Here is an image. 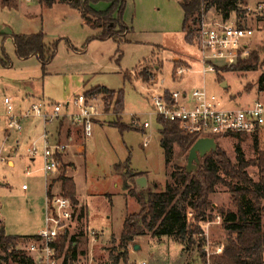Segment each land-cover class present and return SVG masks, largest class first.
Returning a JSON list of instances; mask_svg holds the SVG:
<instances>
[{
  "label": "rangeland",
  "instance_id": "rangeland-1",
  "mask_svg": "<svg viewBox=\"0 0 264 264\" xmlns=\"http://www.w3.org/2000/svg\"><path fill=\"white\" fill-rule=\"evenodd\" d=\"M261 2L263 0H247L249 12L244 22L254 21L257 16L252 10ZM7 3L1 4L0 0V152L4 158L0 161V221L6 233L13 236L28 237L45 228L43 211L47 200V177L43 171V135L47 133L51 146L53 136L50 134L56 123L63 120L60 118L45 126L41 119L30 117L20 119L19 132L8 131L9 115L4 99H10L17 116L42 101L51 108L60 105L61 114L65 116L77 112L74 100L91 89L121 92V113L113 112L114 102L105 103L101 96L95 99L103 117L98 125L93 126L91 138H85L72 126H66L75 139L67 148L68 161L75 169L73 171L71 164H65L62 156L58 171L48 179L53 181L61 176L69 178L70 173L73 175L77 191L88 208V232L94 231L101 236L92 249L88 248L89 239L80 238L78 250L85 252L81 262L88 264L92 260V264H111L109 255L116 256L121 252L118 240L125 218L140 209L136 199L124 188V184L134 188L126 173H141L148 181V190L163 191L173 168L185 169L187 166L188 153L174 146L166 168L160 127L152 111V93L147 89L152 86L158 92L187 91L188 94L195 89H205L208 94L218 97L225 108L264 102V90L258 89L260 75L264 72V22L251 23L254 28L253 50L260 57L257 71L242 73L228 69V66L224 68L219 63L215 70L219 72L216 73L204 72L205 66L199 63L197 41L193 40L190 46L184 41L180 0H125L121 21L128 31L119 32L116 40L106 41L96 39L100 32L88 27L79 12L66 4L56 2L46 8L38 0H9ZM92 8L104 12L108 4L98 1L92 3ZM204 16L209 24L222 20L213 9ZM230 21L237 22L234 15ZM38 33L45 36L47 47L56 44L45 70L36 57L18 59L12 41L13 35ZM157 67L162 68L153 80L145 83L138 78L144 68L155 72ZM179 68L188 69L181 78L175 76ZM134 120L138 121L137 126L132 124ZM144 122L150 124L148 129H143ZM114 124L130 130L120 132ZM254 138L247 137L241 142L247 160H254L257 156ZM216 143L218 150L225 152L231 161L235 160L238 139H216ZM258 143V149L263 150L264 135L258 138ZM30 148L36 150L34 157L28 153ZM248 172L257 181V169L250 167ZM53 189L56 192L53 193H60V183H56ZM211 202L214 209L235 210L230 193L222 186L216 188ZM190 216L189 213L188 219ZM215 216L214 211L212 219L201 224L202 232L208 233L213 244H226L222 225L207 224ZM75 229L78 231V227ZM75 229L71 234H76ZM133 244L140 250L133 251ZM141 262L203 263L198 253L187 249L185 244L151 234L136 238L128 247L127 261L119 264Z\"/></svg>",
  "mask_w": 264,
  "mask_h": 264
},
{
  "label": "trees",
  "instance_id": "trees-1",
  "mask_svg": "<svg viewBox=\"0 0 264 264\" xmlns=\"http://www.w3.org/2000/svg\"><path fill=\"white\" fill-rule=\"evenodd\" d=\"M8 1L1 0V4L7 5ZM98 1L108 4L106 11L99 12L92 8V3ZM56 2L66 4L78 11L88 27L100 32L96 36V39L100 41L116 40L119 32L128 31L121 21L125 0H38V3L46 8H51ZM180 8L183 13L182 33L185 43L189 46L192 45L193 40L197 41L202 12L208 13L213 9L220 15L222 21H228L234 15L238 27L252 30L254 28L251 23L263 21L261 16H257L253 18L254 21L244 22L248 13L247 0H180ZM12 41L18 59L26 60L36 57L43 70L56 49L55 43L52 48L45 45V36L42 33L13 35ZM248 57L237 60L236 64L228 66V69L242 73L256 72L260 62L258 53L252 51ZM218 72L219 70L216 71ZM154 77V72L146 68L138 75V78L145 83L153 80ZM258 86L260 91L264 90V72L260 75ZM84 96L87 100L94 101L101 96L103 102L115 103L113 109L115 114L122 111L121 92L94 88L86 92ZM157 123L160 127L161 147L167 168L171 161L173 147L177 146L181 152L188 153L197 138L182 132L177 124L162 118H157ZM114 127L120 132L130 130L123 125L114 124ZM254 137L257 149L254 160H247L241 148V142L247 136H236L234 138L238 139V144L235 148L234 161H231L225 152L217 149L216 152L200 159L197 170L191 174H187L184 168H173L163 191L147 189L136 193L134 181L143 175L134 171L126 173L134 188L126 184L124 188L136 199L140 209L138 213L125 218L118 240L121 252L116 256L109 255L111 264L125 263L129 245L136 238L146 234L156 238H172L185 244L187 249L195 250L199 259L205 263L202 252L204 239L200 237L203 234L201 224L212 219L214 211L223 219L222 228L226 233V244L222 255L212 257L210 264H261L264 249V149H258L260 137ZM250 167L257 169V181L250 176L248 172ZM56 183H60L61 194L75 206L77 204L76 189L71 178L61 176L57 180L50 181L46 187L47 197L52 198L54 194L52 190ZM218 186L228 190L235 210L214 209L211 196L215 194ZM189 213L190 219H188ZM25 238L30 237L8 235L0 221V264H30V260L23 253L15 250L17 244ZM73 241L75 242L74 238ZM71 247L66 232L59 240L58 255L66 253L67 248ZM73 256L75 257V253Z\"/></svg>",
  "mask_w": 264,
  "mask_h": 264
},
{
  "label": "built area",
  "instance_id": "built-area-1",
  "mask_svg": "<svg viewBox=\"0 0 264 264\" xmlns=\"http://www.w3.org/2000/svg\"><path fill=\"white\" fill-rule=\"evenodd\" d=\"M252 11L256 16H261L264 22V0ZM253 35L254 30L238 27L230 19L221 20L215 24L206 23L204 12H202L197 46L200 54L199 63L205 66L204 72H214L219 63L225 67L235 64L237 60L246 59L254 51ZM186 71L188 69L179 68L175 76L181 78ZM156 90L152 86L147 89L152 93L150 99L156 118L177 124L182 132L195 136L197 140L201 138L228 139L242 135L262 137L264 135V102L262 101H256L253 105L246 107L225 108L218 97L208 94L205 89H195L189 94L187 91L158 92ZM73 103L77 112L72 115L67 113L62 116L60 105H53L51 108L44 102H39L33 104L24 114L17 116L14 114L10 99L5 98L4 105L9 115L7 130L19 132L21 130L20 119L30 117L41 119L45 126L60 118H68L81 127L85 138H91L94 120L103 115L102 111L94 100H87L85 96H78ZM132 124L137 126L138 121L134 120ZM142 127L144 130L148 129L150 124L144 122ZM43 139L45 141L42 155L43 171L47 177V186L50 183L49 177L60 167V159L66 147L60 143H53L50 146L47 133H44ZM28 153L34 157L36 150L30 148ZM3 159L0 152V161ZM23 189L25 190L24 186ZM43 212L45 228L35 237L20 241L15 250L23 253L30 260V264H83L81 260L74 261L68 258L66 253L58 255L57 251L59 240L66 234L68 225L73 219L74 205L72 202L61 192L53 194L52 198L47 197ZM222 223V217L215 216V219L207 224L209 226L211 224L222 225ZM62 229L65 230L64 234L61 232ZM90 235L95 238L96 234L90 232ZM200 237L204 239L202 252L205 256V263L202 264H210L212 257L222 255L225 244H213L205 231ZM88 264H92V261L90 260ZM140 264L146 263L141 262ZM261 264H264V249Z\"/></svg>",
  "mask_w": 264,
  "mask_h": 264
},
{
  "label": "crops",
  "instance_id": "crops-1",
  "mask_svg": "<svg viewBox=\"0 0 264 264\" xmlns=\"http://www.w3.org/2000/svg\"><path fill=\"white\" fill-rule=\"evenodd\" d=\"M176 59V58H175ZM174 59V60H175ZM158 68H159V70H158ZM161 68L162 67H157L155 70H157V71H155L154 72V74H156V76H157V73L158 72H160V70H161ZM155 76V77H156ZM154 77V78H155ZM167 91H169V90H167ZM43 102V101H42ZM103 117V115L101 116V117H99L98 119H96V120H94V125H98V122L99 121H101V118ZM67 125H69V126H72L73 128H75L77 131H76V133H81V135L83 136V133H82V129H81V127L79 126V125H77V124H74L70 119H68V118H63V120H61V121H59L58 123H56V126H55V128H54V131L52 132V134H50V135H52L51 137V139H50V141H52L53 143H60V144H63V145H65V147H66V149H65V152H64V154L62 155V156H64L63 157V162L65 163V164H71L72 166H73V171H74V169H75V167H74V165L72 164V163H70L69 161H68V158H67V148H68V145L69 144H71V143H73L74 142V137H71L70 136V133H69V130L66 128V126ZM84 137V136H83ZM64 140V141H63ZM65 140H67V144H64V142H65ZM63 142V143H62ZM69 142V143H68ZM34 158H32L31 159V161L32 162H34ZM10 162H12V164H13V166H14V163H13V161L11 160ZM9 162V163H10ZM9 163L7 164L8 166H9ZM73 171H71V172H73ZM69 178H71L72 180H73V182H74V184H75V189H76V201H77V204L74 206V214H73V219H72V221L69 223V225H68V228H67V235H68V240H69V242H71V248H67V250H66V254H67V256H68V258H72V260H74V261H80L84 256H85V252H80L79 250H78V245H79V240H80V238H87V239H89L88 241H87V243H88V248L89 249H92L93 248V246H94V244L96 243H98V241H100V238H101V236H100V234L99 233H96L95 232V238H93V237H91V235L89 234V232H88V208H87V206L85 205V202L83 201V199L81 198V196H80V194H79V192L77 191V186H76V182H75V180H74V177H73V175L70 173L69 174V176H68ZM24 190V189H23ZM52 191H54V189L52 190ZM55 192V191H54ZM56 193V192H55ZM54 193V194H55ZM78 216V217H77ZM80 216H82V217H80ZM78 227V231L75 229V228H77ZM83 226H84V230L82 229L83 228ZM72 229H75L77 232H76V234L74 233V234H71V231H72ZM91 232H94V231H91ZM122 232V231H121ZM88 233V234H87ZM38 234V233H37ZM37 234H35V235H30V236H28V237H30V238H33V237H35ZM86 234H87V236H86ZM121 234V233H120ZM9 235V234H8ZM11 236H13V235H11ZM120 236V235H119ZM30 238H25V239H22V240H26V239H30ZM73 238L75 239V242L73 241ZM21 240V241H22ZM132 243H134V241L132 242ZM135 246H138V245H134L133 244V251H135L134 250V247ZM138 250H140V247L138 246ZM137 250V251H138ZM90 252H91V250H89ZM73 253H75V257L73 256ZM92 261V260H91ZM93 262V261H92Z\"/></svg>",
  "mask_w": 264,
  "mask_h": 264
},
{
  "label": "water",
  "instance_id": "water-1",
  "mask_svg": "<svg viewBox=\"0 0 264 264\" xmlns=\"http://www.w3.org/2000/svg\"><path fill=\"white\" fill-rule=\"evenodd\" d=\"M223 87L226 85L223 84ZM218 149V145L216 140L213 138H201L196 140L194 145L190 148L188 152L187 158V166L185 168L187 174H191L197 170L199 165V160L204 158L206 155L210 153L216 152ZM136 193H140L148 188V181L146 177H139L135 181ZM64 229L61 230L62 234H64ZM138 246L134 247V250L137 251Z\"/></svg>",
  "mask_w": 264,
  "mask_h": 264
}]
</instances>
